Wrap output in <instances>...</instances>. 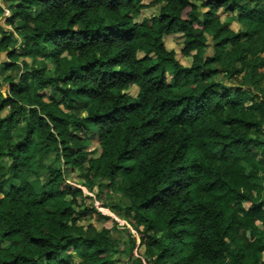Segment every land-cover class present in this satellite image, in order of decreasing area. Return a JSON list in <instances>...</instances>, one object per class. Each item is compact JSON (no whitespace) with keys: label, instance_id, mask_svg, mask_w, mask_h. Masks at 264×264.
I'll return each instance as SVG.
<instances>
[{"label":"trees","instance_id":"16d2710c","mask_svg":"<svg viewBox=\"0 0 264 264\" xmlns=\"http://www.w3.org/2000/svg\"><path fill=\"white\" fill-rule=\"evenodd\" d=\"M141 1L3 0L0 264H264V0Z\"/></svg>","mask_w":264,"mask_h":264},{"label":"rangeland","instance_id":"374dc122","mask_svg":"<svg viewBox=\"0 0 264 264\" xmlns=\"http://www.w3.org/2000/svg\"><path fill=\"white\" fill-rule=\"evenodd\" d=\"M149 2H150V0H142V1L140 2V5L142 4L143 7H142V10L140 11L139 18L150 17V16H152V15L155 13V8L152 7V6H150V5H149ZM7 16H9V14L4 15V17H7ZM226 16H227V15L223 12V10H220V13L218 14L219 21H220V22H223V21H226V19L229 20V17H226ZM4 22H5V19H4V18H1V20H0V24H1L4 28L7 27L8 29H11V27H10L9 25L5 24ZM229 27H230V28H233L234 31H237V30L239 29V25H238L237 22H233V23L229 24ZM14 37H15L18 41H20V38L17 37L16 34H14ZM181 41H182V39H181L180 35H169V36H166V37H165V40H164L166 48H167L168 50L173 49L174 51H176V57L180 60V62H181L182 64H184V65H189L191 59H190L189 57H182L181 54H180L181 47H182V45H181ZM207 51H208L209 54L212 53L211 46H210V48L208 47ZM137 55H138L139 58L143 57V54H142V53H138ZM7 59H8V58H6L5 53L1 54L0 62H1V61H4V60H6V61L8 62ZM26 61L30 62V59H29V58H26ZM26 63H27V62H26ZM27 65H28V66H29V65H32V63H31V62H30V63H27ZM2 90H5V91H6V87H4ZM137 90H138V89H137L135 86H133L129 91H130L131 93L135 94V92H137ZM94 138L96 139V137H94ZM93 143H95V141H94ZM95 146H96V144H95ZM67 181H68V180H67ZM84 191H86V190H84ZM94 191H96V188H94ZM86 193H87V192H86ZM94 193H96V192H94ZM91 194H92V193H89V195H91ZM92 199H93L94 203H95V202H98V201H96V197H95V198L92 197ZM101 199H102V198L100 197V200H101ZM105 200H106V198H104V201H105ZM87 202L90 203L89 200H87ZM118 221H119V224L124 223L123 220L118 219ZM94 224H95L96 226H99V225L96 224V223H94ZM124 224H125V223H124ZM104 225H105V226H110V225H111V222H105ZM263 257H264V253H263Z\"/></svg>","mask_w":264,"mask_h":264},{"label":"clouds","instance_id":"9594fccd","mask_svg":"<svg viewBox=\"0 0 264 264\" xmlns=\"http://www.w3.org/2000/svg\"><path fill=\"white\" fill-rule=\"evenodd\" d=\"M0 6H2V8H4L3 15H5V10H8V9L4 7L3 0H0ZM8 12H9V10H8Z\"/></svg>","mask_w":264,"mask_h":264},{"label":"built area","instance_id":"2783aa9c","mask_svg":"<svg viewBox=\"0 0 264 264\" xmlns=\"http://www.w3.org/2000/svg\"><path fill=\"white\" fill-rule=\"evenodd\" d=\"M9 14L8 10H5V15Z\"/></svg>","mask_w":264,"mask_h":264}]
</instances>
